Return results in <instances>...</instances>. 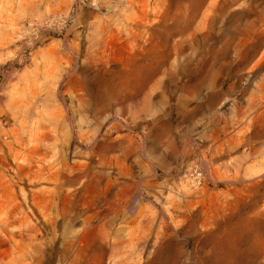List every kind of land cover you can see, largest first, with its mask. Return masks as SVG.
Returning <instances> with one entry per match:
<instances>
[{"label":"rangeland","instance_id":"1","mask_svg":"<svg viewBox=\"0 0 264 264\" xmlns=\"http://www.w3.org/2000/svg\"><path fill=\"white\" fill-rule=\"evenodd\" d=\"M0 113V264H264V0H0Z\"/></svg>","mask_w":264,"mask_h":264},{"label":"bare ground","instance_id":"2","mask_svg":"<svg viewBox=\"0 0 264 264\" xmlns=\"http://www.w3.org/2000/svg\"><path fill=\"white\" fill-rule=\"evenodd\" d=\"M264 234V225L263 226H257L253 231V238L258 243L260 240V237ZM229 253H232L231 250L228 251ZM215 253V252H214ZM213 253V254H214ZM211 254H204L201 255L199 259V264H213L214 263V255ZM232 256V255H231ZM198 262V261H197ZM187 264V262H185Z\"/></svg>","mask_w":264,"mask_h":264},{"label":"built area","instance_id":"3","mask_svg":"<svg viewBox=\"0 0 264 264\" xmlns=\"http://www.w3.org/2000/svg\"><path fill=\"white\" fill-rule=\"evenodd\" d=\"M5 128H6V123H5L3 115L0 113V139L1 138L6 139V136L2 135V129H5Z\"/></svg>","mask_w":264,"mask_h":264}]
</instances>
